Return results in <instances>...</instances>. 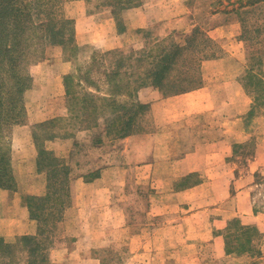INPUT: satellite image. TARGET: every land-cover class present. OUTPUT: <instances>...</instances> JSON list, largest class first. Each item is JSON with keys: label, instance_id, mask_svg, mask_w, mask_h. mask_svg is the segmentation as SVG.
Wrapping results in <instances>:
<instances>
[{"label": "crops", "instance_id": "crops-1", "mask_svg": "<svg viewBox=\"0 0 264 264\" xmlns=\"http://www.w3.org/2000/svg\"><path fill=\"white\" fill-rule=\"evenodd\" d=\"M213 2L139 0L122 9L119 17L111 8L92 14L87 0L71 1L79 44L110 51L155 25L164 35L174 33L186 40L206 23L219 53L202 61L200 86L145 99L149 103L143 115L151 116L155 129L103 136L96 143L100 148L107 139L113 146L124 142L125 153L119 159L113 154L100 160L73 179L79 215L64 220L69 226L51 249L53 264H107L102 252L108 246L119 257L113 264H264V211L252 200L257 174L264 170V99L258 98L264 95V81H258L264 80V58L253 69L241 19ZM67 72L47 68L31 123L69 113L63 83ZM249 143L253 149L245 154L242 150ZM20 147L23 183L0 188V236L8 240L36 232L26 196L42 195L47 189L39 179L43 172L33 135L21 139ZM131 167L151 182L139 190L145 206L122 199L129 194V181L121 177ZM245 227L259 232L251 251H239L241 244L231 242L233 234L245 241Z\"/></svg>", "mask_w": 264, "mask_h": 264}, {"label": "trees", "instance_id": "trees-1", "mask_svg": "<svg viewBox=\"0 0 264 264\" xmlns=\"http://www.w3.org/2000/svg\"><path fill=\"white\" fill-rule=\"evenodd\" d=\"M16 1L0 0V187L3 188L16 187L6 127L17 122L25 112L23 95L31 82V77L27 74L28 65L36 53L39 52L38 56L40 57L43 55V44L63 42L64 37L68 39V29L71 34L73 33V41H75L73 25L71 27L69 25L67 29L60 26L58 22L61 21L55 20L52 23L47 19L37 22L35 25L36 22L31 20L33 18L30 11L25 15L17 11ZM138 2L139 0H111L107 5L111 6L113 12L119 16L116 11H121ZM253 2L256 3L257 0ZM66 22L69 21L66 20ZM31 27L40 29L39 38L42 44L38 47L32 41ZM198 30L187 37L186 44L175 42L170 46H161L156 53H152V51L138 53L134 49L126 52L122 48L105 51V54H120L121 60L126 59L127 62L130 60L132 68L133 65H138L139 69H132L131 73L126 76L121 75L117 79L116 76L119 72L118 69L114 70L110 76L113 77L111 80L115 83L116 91L110 90V92L104 93L96 85L94 90L85 89L83 94L76 95V98L79 99L77 103H80V106L73 105V103L68 104L70 116L50 118L34 126L33 137L39 150L38 169L45 172L47 177V189L44 194L26 196L31 218L38 221V231L19 235L13 240L0 236V264H52L50 249L55 242L56 225L60 219L62 220L64 212L72 201L73 178L70 161L47 146L48 140L76 137V133L64 127L63 122L67 121L68 117L69 119L77 117L75 121L77 122L79 119L77 122L79 125L76 130H96L97 134L93 138V145L100 142L106 134L109 138H114L123 137L136 131L138 118L144 113L149 102L143 101L137 93L128 89L129 86L133 90L142 87L156 89L166 96L193 89L203 83L202 61L215 54L208 53L201 57L194 56L187 62L180 61V58L186 54L185 49L188 47L197 48L199 45L195 40ZM208 38L212 41L210 37ZM33 44L36 48L32 53ZM206 46H208L207 43ZM73 47L77 50L79 48L77 44ZM201 48L204 50L205 46H201ZM121 60L120 62H122ZM75 77L72 74L65 76L69 97L73 96L70 83ZM251 79L254 80V78ZM83 81L81 77L80 82ZM258 81L260 83L264 80L258 78ZM261 97L264 99V95L258 98L262 99ZM73 99H71L72 102ZM103 101L106 103L104 104ZM119 122L120 127L117 132L116 129L119 126L117 123ZM74 144L77 145L78 140ZM242 233L245 235V241H242L243 239H240L239 235L233 234L231 242L241 244L240 247H237L239 251L252 249L254 236L259 234L257 228L245 227L244 230L242 229Z\"/></svg>", "mask_w": 264, "mask_h": 264}, {"label": "rangeland", "instance_id": "rangeland-1", "mask_svg": "<svg viewBox=\"0 0 264 264\" xmlns=\"http://www.w3.org/2000/svg\"><path fill=\"white\" fill-rule=\"evenodd\" d=\"M71 1L72 0H17L15 7H17V11H20L24 15L27 14V12H31V19L32 21H35V25L37 22H40L42 20L51 21H61L58 22L60 26H64L67 29L73 25L75 29V21L71 17ZM111 0H87V9L90 13H103L105 10L110 9L111 6L107 5ZM213 4L218 9H225L227 11L235 12L233 14H236L241 19V30H242V37L247 40V51H249V54L252 57V66H259L260 65V59L263 56L264 58V0H257L256 3L253 1L255 0H213ZM9 11V10H8ZM118 12L119 16H121L122 11H116ZM62 20H64L62 22ZM68 20L69 22H66ZM52 25V24H51ZM67 25V26H66ZM207 26L206 23H203L202 26L199 25V32L196 34V43L197 48L194 47H188L185 49V53L181 58V62H187L188 60L192 59L194 56L201 57L208 53H213L217 55L219 53V45L215 41L209 40V35L205 29ZM28 28V27H27ZM151 28L150 31H143L139 33H134V38L132 37L130 42L122 47V49L126 52H130L131 49L137 50L138 53H143L144 51L149 52L152 51V53H156L157 50L161 46H170L173 43H182L186 44L188 41L187 39L184 40L181 37H177L174 33L171 34H162V32L158 31V25H155ZM44 29L46 27L44 26ZM39 28H30V31L33 33V42L36 43L37 47L42 44V41L39 38ZM67 37H64L63 42L60 43H45L42 47H44V50L42 52V56H38L39 52L35 54V56L32 58L31 62L28 65L27 68V74L31 77L30 85L27 87V89L24 92L23 100H24V107L25 112L21 116L17 122L11 124L9 127H6L7 129V135H8V145L11 148V155H12V164L13 169L16 177V187H19L22 185V176L20 174V167L19 165L22 162L23 159V151L20 147L21 139L24 141L25 138L31 137L33 135V129L34 126L37 123H31V111L32 106L34 102L40 97L41 90L43 89L44 85H46L44 82L45 80L43 77H45V74L47 73V68H54L58 71H65L69 70L64 75L63 83L66 90V96L64 103L68 105L69 103H73V105L80 106V103H77L79 99H77L76 95H81L84 93L85 89H91L94 90L96 86H99L101 88V92L108 93L111 91H116L115 89V83L112 82L111 79L113 77L110 76V74L118 69L119 74L116 76V79L119 78L121 75L126 76L128 73H131L133 71L132 69H139L138 65L134 66L133 68L130 65L132 62L129 60L128 62L126 59L121 60L122 57H120V54L118 53H110L105 54L101 48L97 47L95 44L92 43H86V44H79L76 41V35L74 30V39L73 41V33L71 34V31L67 32ZM133 39V40H132ZM206 43L208 46H206ZM78 45V50L73 47V45ZM201 46H205V49L203 50ZM36 46L33 44L31 52L35 50ZM193 52V55L191 53ZM196 53V54H195ZM248 53V52H247ZM120 60L122 62H120ZM263 66V65H262ZM77 73V74H76ZM67 74H72L76 76L71 80L70 87L71 91L73 92V96L69 97L67 95V87L65 83V76ZM47 75V74H46ZM139 75V74H138ZM48 76V75H47ZM137 76V74H136ZM143 76V75H142ZM82 77V80H84L82 83L80 82V79ZM95 81V82H91ZM96 83V84H92ZM136 84V83H135ZM96 85V86H95ZM115 88V89H114ZM120 89L119 87H117ZM143 88V87H142ZM140 88L137 90H133L129 86L128 89H131L134 91V93H137L138 96L143 97V101H146L145 99H151L155 96H165L161 91L152 89V88ZM147 91H151L150 93H147ZM146 92V93H144ZM41 98V97H40ZM75 98V99H73ZM73 99V102L72 100ZM105 104L106 101H103ZM75 107V106H74ZM70 114V112H69ZM68 113L67 115L63 117L70 116ZM77 117H73V119H69L67 121L63 122V126L66 127L69 131H74L76 133V137H68L58 140H48L47 146L50 149L55 150V152L67 158L70 161V164L72 166V178H78L80 175L89 172L93 167L96 166V163L100 160H105L106 158H111L114 154V158L118 156V159L123 156L125 153L123 150L125 149V143L124 142H118L115 144V146L112 145V143L107 139L106 142L100 147L95 148L96 144L93 145V138L97 134L96 130L91 132H80L76 130L77 126L79 125L77 122L79 119H77V122L75 121ZM122 122V121H120ZM120 122L117 123V129L116 131L119 132ZM65 128V129H66ZM66 129V130H67ZM152 129H155L153 119H151V116L148 115H142L138 118V124L135 127L136 131H140L139 133H143L145 131H150ZM104 137H108L107 134L104 135ZM78 140V144L75 145L74 142ZM112 146L114 149V152H112ZM253 149V144H247L244 149L242 150L243 153L249 154ZM244 154V155H245ZM126 169H122L121 171L125 173ZM139 169L137 167H131L127 170V174L125 176L122 175L121 178L127 179L129 181V194H126L122 199L125 200L126 203L128 201H136L137 203H140L142 206H145V202L140 199L139 190L143 189L144 187L147 188L151 184L150 181L145 180L141 178L140 174L137 172ZM86 178H92V176L88 175ZM40 182L42 183V186L47 184V177L46 173L43 172L40 176ZM256 186L252 193V200L253 204L257 206V210L264 211V170L260 171L257 174L256 179ZM46 187V186H45ZM2 189H7L0 187ZM151 196H155V191L153 194L151 193ZM143 197V196H142ZM70 206L66 209V211L63 214L62 220H59V223L56 225V235H55V242L51 249L57 245L60 244V238L63 236V234L68 230V220L78 218L79 211L77 209V206H74V200H73V181H72V199H71ZM140 201V202H139ZM146 201V198H145ZM36 222V232L38 231V221L36 219H33ZM66 220V222L64 221ZM64 221V222H63ZM71 229V228H70ZM34 232V233H36ZM17 237V236H16ZM14 237L13 239H15ZM10 239V240H13ZM66 240V239H65ZM65 242H69L71 244V241L67 239ZM62 246V245H61ZM51 249H50V255H51ZM111 247L108 246V248L104 249V258L107 259V264H113L119 257H115L110 252ZM52 256H50L51 258ZM54 258V256H53ZM56 258V257H55ZM121 259V256H120ZM246 261V260H244ZM242 261V263L244 262ZM239 262V261H238ZM51 263L53 264V259L51 258Z\"/></svg>", "mask_w": 264, "mask_h": 264}]
</instances>
